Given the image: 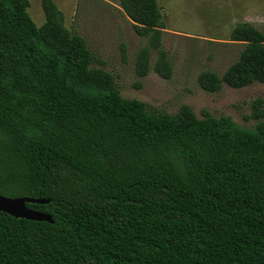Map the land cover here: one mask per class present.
<instances>
[{
	"label": "trees",
	"instance_id": "1",
	"mask_svg": "<svg viewBox=\"0 0 264 264\" xmlns=\"http://www.w3.org/2000/svg\"><path fill=\"white\" fill-rule=\"evenodd\" d=\"M28 6L0 0V194L50 199L26 206L53 222L0 212V264H264V100L253 128L186 104L150 111L92 67L53 0L40 26ZM119 7L147 40L137 77L171 78L157 1ZM228 40L238 58L201 71L204 91L264 83V32L238 22Z\"/></svg>",
	"mask_w": 264,
	"mask_h": 264
},
{
	"label": "rangeland",
	"instance_id": "2",
	"mask_svg": "<svg viewBox=\"0 0 264 264\" xmlns=\"http://www.w3.org/2000/svg\"><path fill=\"white\" fill-rule=\"evenodd\" d=\"M28 1L29 15L37 26L42 25L41 0ZM53 1L63 12L65 25L82 36L93 53L92 67L110 72L122 97L140 100L153 112L174 114L186 104L198 118L206 111L216 117L228 116L244 128L257 124L258 120L249 117L251 104L257 98L264 100V83L242 88L223 84L220 91L211 93L199 86L197 77L204 69L221 75L238 58L242 45L228 40L236 23L249 22L264 32V12L253 14L264 11V0H242L248 9L235 14L226 6L217 7L215 1L224 0H211L212 4L206 0H156L165 24L162 46L172 63L169 79L152 69L142 78L135 74L137 51L147 40L136 34L119 9V0ZM155 57L153 53L152 63Z\"/></svg>",
	"mask_w": 264,
	"mask_h": 264
},
{
	"label": "water",
	"instance_id": "3",
	"mask_svg": "<svg viewBox=\"0 0 264 264\" xmlns=\"http://www.w3.org/2000/svg\"><path fill=\"white\" fill-rule=\"evenodd\" d=\"M50 199L29 196L10 197L0 194V212H5L15 218L32 221L53 222L50 214L26 206V203L46 204Z\"/></svg>",
	"mask_w": 264,
	"mask_h": 264
},
{
	"label": "crops",
	"instance_id": "4",
	"mask_svg": "<svg viewBox=\"0 0 264 264\" xmlns=\"http://www.w3.org/2000/svg\"><path fill=\"white\" fill-rule=\"evenodd\" d=\"M206 1H208V3H210V4H212L211 0H206ZM215 2H217V4H218L217 7H219V8L223 7L224 8V6H226L229 10H232L233 14H235L234 11H236V10H237V12H239L241 8L248 9L245 5L246 2H242V0H229V1L224 0V1H219V2L215 1ZM206 7H208V6H206ZM250 12H252V11H250ZM261 12H264V11L254 12V13L252 12V13L256 14V13H261Z\"/></svg>",
	"mask_w": 264,
	"mask_h": 264
}]
</instances>
